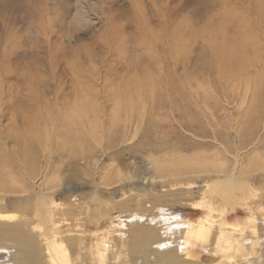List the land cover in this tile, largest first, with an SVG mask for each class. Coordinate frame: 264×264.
<instances>
[{"label":"rangeland","instance_id":"1","mask_svg":"<svg viewBox=\"0 0 264 264\" xmlns=\"http://www.w3.org/2000/svg\"><path fill=\"white\" fill-rule=\"evenodd\" d=\"M224 47L234 56L221 59ZM1 62L0 175L14 171L27 186L23 171L39 185L60 177L69 189L52 195L69 212L57 221L87 246L113 249L133 231H151L159 236L153 250H185L177 233L210 213L209 176L154 181L152 160L212 158L236 142L237 128L245 139L254 131L264 149V0H0ZM112 167L133 176L111 190L95 187ZM252 184L263 196L254 213L219 200L223 213L213 217L225 225L258 218V234L240 238L248 252L237 258L259 264L264 186L260 177ZM3 198L21 213L23 196ZM5 248L0 264H13L16 250ZM151 256L128 264L160 263Z\"/></svg>","mask_w":264,"mask_h":264},{"label":"bare ground","instance_id":"2","mask_svg":"<svg viewBox=\"0 0 264 264\" xmlns=\"http://www.w3.org/2000/svg\"><path fill=\"white\" fill-rule=\"evenodd\" d=\"M219 53H221L219 54L221 59L228 56H234L231 55L232 52L226 47L221 49ZM230 62L233 63L229 65L236 64V62L232 60ZM4 65L5 64L2 62L0 63V83L4 81L2 77L7 76V72L5 73V70L3 69ZM11 65L9 64L10 67ZM88 102L89 101H87V103ZM77 108L78 110L76 109V113L79 115V111L82 109H79L78 106ZM87 108L88 106L86 109ZM81 112H83V110ZM238 127H240V125ZM235 133L237 135L236 142H234L233 139L232 146L222 144L223 152L212 158H209L208 156L201 157L200 155L198 158L194 156L196 159L193 160L191 158L192 160H189V162H184L183 160L182 162L184 163H171L169 161L161 162V160H152L150 156L156 169V176L153 178V180L155 179L154 181H157L158 179L167 180L169 178L178 179L184 176H209L208 186L205 190V193L207 192L209 194V199L206 197L205 205L209 207L210 213L206 218H200L198 222L185 221V225L182 224L185 229L183 228V232L180 231L177 233L180 234L177 236V239L180 238V240H182V244L186 248L183 251L180 250V247H171V249H167L161 253L160 251L157 252L153 250L152 247H154V245L152 242L159 239V236L157 233H151V231H149L150 233L147 232V235L144 232L133 231L128 234L129 239L127 241H125V239L121 240L119 243L121 246H115L113 249L111 243H105L104 247L96 246V248H94V246H87L84 241L85 237L84 239L79 237V232L73 233L69 228L67 229V232L62 231V228L59 226L61 221H57V218L65 216V213L68 215L69 211L67 212L66 209L57 207L52 194L58 189H69V187L66 188L65 186H62L59 179L60 177L54 175L49 178L44 175L46 177L42 179V183L39 185L37 182L33 181V178H31V176L25 171H23V176L29 180L28 186L10 175L13 174L14 171L6 175H0V179L3 178L0 183V248L6 247L11 250H16L14 253L13 264H111L112 261L115 264H128L130 263L128 260H130L129 258L131 257L140 258L146 262L152 257V254L160 259V263L158 262L159 264H246L244 263L246 262L245 260L242 261L243 259L237 258V254L243 255L248 252L245 246L242 245L240 238H244L247 235L256 236L255 234H258L255 225L256 223L254 222L258 220V218L256 217L257 219L255 220V218L250 217L247 219V222L241 220H234L232 222V220H228L225 225L213 217L215 213L222 212L220 210H223V207L219 205V200L223 201L224 204H227L231 209V212L237 211V209H239L237 207H240V209H250L252 213H254L252 203L254 205L255 202H262L261 199L263 196L261 198L258 193L261 188L256 189L255 186H253L254 184H252L253 181L256 182V179L260 177L263 183L261 186H264V149L261 148L262 144L260 145V143H262V138H258L257 135L254 134V131H252V133H249L248 137L245 139L238 128ZM1 166L2 165L0 164V169L4 170L5 166L4 168ZM23 168L24 167H22V169ZM46 168L47 167H45V170L42 169V171H46ZM9 170H11V168H9ZM112 170H114V167H112L107 174H98V178L100 179H95L93 181L95 187L98 186L99 188V183L102 182L103 186L111 190L114 189V186L120 185V183H123L126 179L132 178V174H128L129 177H125L126 174L125 176L119 172L113 174L114 172H112ZM40 171H38L39 174L44 173ZM28 172L30 173V171ZM36 175L38 174L36 173ZM27 193H29L28 197L25 196ZM16 195L25 198L21 204H17L15 207V209H19L22 214L18 213V210L17 213L10 212L11 210H8L7 206L3 204V197ZM261 195H263L262 192ZM93 196L95 202L102 201L99 196ZM79 207L82 208V206ZM97 209L99 210V208ZM200 209V207L196 208V210ZM23 211L25 214L27 212L31 213L34 215V218L27 217ZM211 219H214V221L212 222ZM169 220L171 221L170 217ZM174 220H176V218ZM225 226L229 228V232L224 230ZM145 230L147 229L145 228ZM159 235L161 237V233ZM124 246L130 248H124ZM198 246L201 247V250H195ZM255 250L254 254H256V252L261 253L262 251L261 249ZM262 253L264 254V251ZM87 259H89L90 262H88ZM255 262H257V260ZM259 264H264V261Z\"/></svg>","mask_w":264,"mask_h":264}]
</instances>
